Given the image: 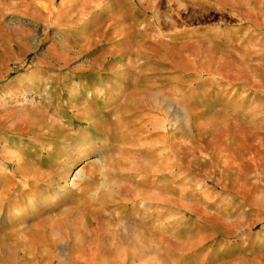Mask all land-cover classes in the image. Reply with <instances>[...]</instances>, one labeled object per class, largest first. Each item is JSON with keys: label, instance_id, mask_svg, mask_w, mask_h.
Instances as JSON below:
<instances>
[{"label": "rangeland", "instance_id": "rangeland-1", "mask_svg": "<svg viewBox=\"0 0 264 264\" xmlns=\"http://www.w3.org/2000/svg\"><path fill=\"white\" fill-rule=\"evenodd\" d=\"M51 95L0 121V264H264V0H0V108Z\"/></svg>", "mask_w": 264, "mask_h": 264}, {"label": "bare ground", "instance_id": "bare-ground-1", "mask_svg": "<svg viewBox=\"0 0 264 264\" xmlns=\"http://www.w3.org/2000/svg\"><path fill=\"white\" fill-rule=\"evenodd\" d=\"M32 77L33 76H31V75L26 76L22 81L19 82V86L25 91H27L29 89L30 90L33 89V86L35 85V83L32 82V79H33ZM14 87L15 86L8 88L4 92V96L12 94L14 92L13 91ZM53 92H55L54 93L55 95L53 97L57 98V100L59 101L58 97L60 95L59 96L57 95L56 89L53 90ZM72 96H73V93H70L69 97L72 98ZM53 97L51 95L50 97L47 98L48 104L39 103L36 106H32L31 108L26 107V106H24V107L23 106H19V107L14 106V107H8L7 109L0 108V121L4 122L3 116H7L10 118V120H12L11 128H10V130H8V131L12 132V134H18V133L22 132L24 129L28 130L29 132L38 133L37 130H40L42 128L44 129L43 117L44 116L47 117L46 114L45 115L43 114L41 108L46 109V113L48 114V116L51 115V114H49L50 111H48L47 105L50 107H52L54 105L53 103H54L55 99H53ZM0 99H2V98H0ZM2 101H4V100H2ZM58 101L56 102V105H54V106L59 108ZM5 103H7V102H5ZM75 110H76V113L75 114L73 113L72 122L74 120H77L78 126L84 124V125H88L90 128L99 127L101 129V131L103 130L104 124H101V115L91 114L87 109H84L83 111H78V109H75ZM3 112H5L6 114H3ZM54 113L56 114L55 111H54ZM56 120H57V118H55V117L53 120L50 119L49 124L52 125L51 126L52 130H55L54 125L56 124ZM72 122L71 121L69 122L70 125ZM2 126H3V124H0V129H2ZM81 141L80 142L76 141L75 146L80 145ZM31 142L35 143L36 141L34 140ZM90 143H91V141H90ZM15 144L13 146H11V149H7L6 146L4 145V147H2L1 151L8 154V157H7L8 160H13V161L15 160L17 162L20 171L16 172L17 174H13V175H14V177L18 178L20 183H25V182L30 181V176L28 174V170H26V168H25L26 162L24 160H22V158L20 157L21 156L20 155L21 149L18 148L20 146L17 147V145H15ZM32 145H35V144H32ZM58 147L59 146H56L55 144H53L51 149H50V152H51V154L57 153L59 158L60 157L63 158L62 148L59 147V148H61V150H59ZM3 157H4V155H3ZM68 163H70V162L68 161V158H66L64 160V164L67 165ZM6 171H7V173H4V177L5 178H7V177L11 178L12 176L10 177L9 170H6ZM75 175L78 177L80 174L77 171ZM12 182H13V180L8 181L7 185L12 186ZM24 187L28 188V185H24ZM4 193L7 194L6 192H4ZM36 200H38L37 197L34 198V201H36Z\"/></svg>", "mask_w": 264, "mask_h": 264}]
</instances>
